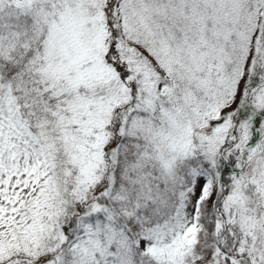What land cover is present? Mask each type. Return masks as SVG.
<instances>
[{"label": "rangeland", "instance_id": "obj_1", "mask_svg": "<svg viewBox=\"0 0 264 264\" xmlns=\"http://www.w3.org/2000/svg\"><path fill=\"white\" fill-rule=\"evenodd\" d=\"M194 2L196 6L197 0H190L191 10L195 9ZM10 7L14 28L0 37V51L8 55L31 47L29 54L38 56L45 77L53 80L58 73L66 84L73 83L68 88L70 120L81 115L104 118L111 108L130 97L131 79H136L142 89L143 95L138 89L137 93L154 117L149 121L134 118L132 125L123 119L127 130H137L146 141L139 159L126 169L128 187L118 194L125 201L118 203L116 211L123 213L125 221H130V213L136 212L138 206L155 200V179L173 177L177 159L190 152L196 132L209 153L229 134L228 111L240 92L244 72H221L215 79L196 72L199 67L192 63L199 66L210 53H197L203 47H193L188 35L171 44L155 18L161 9L159 4L151 0H11ZM217 7H223V12L227 7L236 12L241 9L236 0H219ZM219 19V14L213 12L211 22L217 24ZM250 21L254 22L252 18ZM251 32L254 34L255 29ZM203 35L201 29L200 37ZM212 47L221 62V44ZM110 49L112 61L108 62L106 54ZM122 65L124 72L136 75L130 73L127 84L119 78ZM262 123L257 125L261 135ZM210 128L212 132L207 133ZM257 131L249 120L239 128V136L245 143ZM252 154L255 170L247 184L254 183L255 193L244 200L242 184L236 182L233 192L223 197L245 233L258 225L247 214L252 213L248 204L256 210L259 199L264 203V140ZM49 165L39 138L26 125L14 102L11 87L0 85V264H35L44 252L54 250L53 258L39 264H122L121 251L117 249L123 244L121 238L109 227L110 230L103 229L99 223L92 226L87 216L79 220L66 246H60L61 230L54 226L53 219L59 214L61 192L48 177ZM76 165L75 187L85 189L83 182L90 177V172L86 173L90 170L88 156ZM217 179V172H198L192 184L179 190L175 212L164 222L136 230L135 241L141 253L158 264L203 262L204 255L189 258L190 251L200 238L201 202L215 196ZM220 225H224L223 220ZM113 240L119 253L110 248ZM255 246L258 251L259 244ZM215 252L211 253L210 264H220ZM260 252L257 260L264 264V248Z\"/></svg>", "mask_w": 264, "mask_h": 264}, {"label": "trees", "instance_id": "obj_2", "mask_svg": "<svg viewBox=\"0 0 264 264\" xmlns=\"http://www.w3.org/2000/svg\"><path fill=\"white\" fill-rule=\"evenodd\" d=\"M151 1L160 5L161 9H158L155 18L160 21L161 29L171 44L181 42L188 35L193 47L202 45L203 48L196 50L197 53H204L205 56L210 53L199 66L192 63L193 67H199L196 72H203L212 79L219 77L221 72H244L245 77L235 104L228 111L229 134L223 137L214 152L209 153L199 132H196L190 152L177 159L173 177L170 180L155 179V200H147L138 206L136 212L130 213V221H125L123 213L121 215L116 211L118 203L123 204L125 201L119 199L118 194L122 188L128 187L126 169L139 159L140 150L146 147V141L137 130L136 133L127 130L123 119L127 118V122L131 124L134 118L149 121L154 117L137 93V89L139 92L142 89L136 79L129 81L130 97L126 102L111 108L104 115L108 119L81 115L70 120L68 88L74 86L73 83L66 84L58 73H55L53 80L45 77L41 72L38 56L31 57L29 54L31 47L22 52L12 51L8 55L0 51V85L5 89L11 87L14 102L24 122L42 144L50 164L48 177L61 192L59 214L53 219L54 226L61 230L60 246H66L67 241L73 237L79 220L87 216L92 226L99 223L103 229L111 228L121 238V246L118 247L113 240L110 248L114 250L118 247L121 253L117 249L116 252L120 254L122 264H158L154 258L141 253L135 241V231L142 230L145 225L164 222L175 212L179 190L192 184L198 172H217L218 191L212 198L201 202L198 216L202 224L200 238L192 246V256L189 258L204 255L205 260L196 264H210L209 261L213 259L211 253L216 251L220 256V264H249V261L260 264L257 254H262L260 251L264 248V203L259 198L256 199L259 201L256 210L248 204L252 213L247 214L255 218L258 225L252 230L248 228L245 233L236 217L233 219L230 206L222 199L224 194L233 192L238 186L236 182L242 184L244 200L255 193L254 183L248 185L247 182L255 170L252 151H256L264 140V124L261 126L263 140H258L248 150L247 161H244L243 151L246 144L257 140L258 131L243 143L239 128L249 120H254L257 125L264 122V0H236L241 6L238 12L228 7L224 12L223 7L219 10V0H197L196 6L194 2V10L190 9V0ZM10 4L11 0H0V37L14 28V14ZM213 12L220 17L217 24L211 22ZM248 15L251 17L248 18ZM22 18L24 21V15ZM252 28L255 29L254 34L251 32ZM201 29H204L203 38L200 37ZM215 43L222 47L219 51L221 62L217 60L216 51L212 47ZM185 53L184 50L182 54ZM111 55L110 49L106 54L108 62L112 61ZM180 66L185 72L186 68ZM119 69V78L127 84V76L133 72H124L123 65ZM126 70L132 71L130 68ZM259 93L262 94L261 98ZM207 131L211 133L212 128ZM85 156H88L91 170L87 169L86 173L90 172V177L83 182L85 189H77L74 184L76 162ZM144 161L146 162L145 159ZM244 162V167H241ZM131 198L135 199L133 194ZM219 211L228 224L224 250L216 242L223 232ZM257 230L258 235L255 234ZM255 243L260 246L258 251ZM55 253L56 250L46 251L34 263L39 264L47 258H53Z\"/></svg>", "mask_w": 264, "mask_h": 264}]
</instances>
